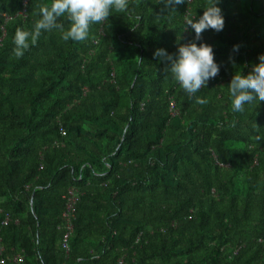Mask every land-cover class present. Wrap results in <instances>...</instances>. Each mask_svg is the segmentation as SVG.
<instances>
[{
  "label": "trees",
  "instance_id": "1",
  "mask_svg": "<svg viewBox=\"0 0 264 264\" xmlns=\"http://www.w3.org/2000/svg\"><path fill=\"white\" fill-rule=\"evenodd\" d=\"M49 3L0 0V239L23 257L6 264H264V102L234 113L227 93L264 54V0H219L223 30L197 43L220 71L192 95L153 53L193 40L183 15L209 0H127L85 40L53 29L15 57Z\"/></svg>",
  "mask_w": 264,
  "mask_h": 264
},
{
  "label": "clouds",
  "instance_id": "2",
  "mask_svg": "<svg viewBox=\"0 0 264 264\" xmlns=\"http://www.w3.org/2000/svg\"><path fill=\"white\" fill-rule=\"evenodd\" d=\"M163 11L175 12L177 6L187 4V0H161ZM219 0H209L203 6L202 14L183 15L184 31L194 34L193 40L179 44L175 54L167 53L164 49H156L154 58L166 62V71L179 88L188 95L197 93L202 87H207L208 81L215 78L220 65L214 60L213 49L200 41L203 31L220 32L224 27V19ZM38 19L30 30L20 27L15 29L12 37V53L20 58L28 50L30 44H35L41 33L53 29L60 31V38L73 42L83 41L88 37L90 26L105 21L111 13H124L127 10V0H50L49 4H39ZM66 17L68 26L58 23V18ZM183 31V32H184ZM239 45H233V52L238 51ZM257 63L245 75L243 71H235L228 86L227 93L230 107L234 113H243L245 107L264 102V54L257 57ZM197 102H201L197 98Z\"/></svg>",
  "mask_w": 264,
  "mask_h": 264
},
{
  "label": "built area",
  "instance_id": "3",
  "mask_svg": "<svg viewBox=\"0 0 264 264\" xmlns=\"http://www.w3.org/2000/svg\"><path fill=\"white\" fill-rule=\"evenodd\" d=\"M172 106H173V104H172ZM65 134L66 133L64 131H62V136H65ZM79 195H80V192L75 187H72L68 190L67 197H66V199H67L66 207H65V210L62 214V219H63L64 227L66 230V234L64 236V242L65 243L73 231V221L75 219V205H76L77 201L79 200ZM10 220H11L10 216L5 215V219H4L2 224L4 226H6V225H8ZM137 242H138V240H137ZM3 252H4V247L2 246L1 239H0V264H6L7 261H12L14 263H21L23 261V257L21 255H16L12 258L2 257ZM118 264H126L124 257L119 258Z\"/></svg>",
  "mask_w": 264,
  "mask_h": 264
}]
</instances>
